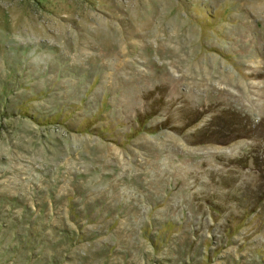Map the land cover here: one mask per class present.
Returning <instances> with one entry per match:
<instances>
[{"label": "rangeland", "instance_id": "obj_1", "mask_svg": "<svg viewBox=\"0 0 264 264\" xmlns=\"http://www.w3.org/2000/svg\"><path fill=\"white\" fill-rule=\"evenodd\" d=\"M0 264H264V0H0Z\"/></svg>", "mask_w": 264, "mask_h": 264}]
</instances>
